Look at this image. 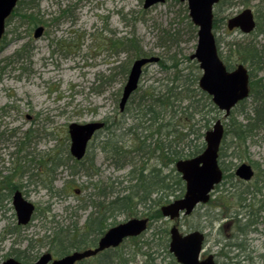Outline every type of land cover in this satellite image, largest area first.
Returning a JSON list of instances; mask_svg holds the SVG:
<instances>
[{"label": "rangeland", "instance_id": "rangeland-1", "mask_svg": "<svg viewBox=\"0 0 264 264\" xmlns=\"http://www.w3.org/2000/svg\"><path fill=\"white\" fill-rule=\"evenodd\" d=\"M32 1L37 5L32 13L38 24L34 26L19 15H11L0 47V196L10 195L0 207V264L17 252L21 256L26 253L31 262L46 252L59 259L62 256L55 254L56 247L52 249L51 243L58 230L56 226L68 230L76 221L82 225L91 211L87 198L98 192L94 186L106 188L105 192L124 193L131 185L128 182L131 170L143 166L147 170L160 168L155 157L140 150L131 152L127 158L131 162L119 170L112 155L101 150L107 132L118 123L124 125L122 144L127 151L132 150L137 143L130 128L143 123L135 118L139 98L152 92V88L162 87L172 75L158 63L148 64L140 77L138 91L131 98L133 102L128 104L126 114L120 112L122 89L130 67L137 59L134 50L122 48L120 41L136 40L148 56L168 58V55H174L181 71L199 68L191 59L197 40L190 38L184 2L165 0L144 9V0ZM220 1L212 12L216 24L213 33L221 59L228 58L234 66L239 63L233 62L235 54L230 52L234 42H256L258 49L264 52V0ZM29 2L17 4V12H25ZM246 8L253 10L255 20L256 16L261 20L258 35L257 31L245 35L239 30L229 32L226 28V21ZM38 26H43L44 32L35 39L34 31ZM163 30L180 35L178 44H174L168 53L158 46V31L162 35ZM199 71L201 75L200 68ZM260 78H264V71L258 73L257 79ZM254 98L252 94L237 104L230 117L245 125L246 114L253 116ZM212 117L214 120L208 130H212L217 119L223 121L224 127L230 122V118L225 119L219 110ZM96 121L108 126L97 132L89 143L83 165L74 166L66 159V164L56 173L42 178L45 184L50 178L54 179L55 189L60 190L63 186L66 189L57 196L51 195L39 183L38 161L47 153L64 155L69 150V124ZM118 133H115L117 139ZM137 133L144 136L154 132L139 130ZM223 140L220 154L224 157L219 161L227 177L211 193L207 204H199L192 214L180 216L174 222L164 219L162 206L184 196V191L180 195L177 191L179 196L170 197L168 203L154 195L151 206L149 203L136 205L128 215L119 213L111 218L105 231L133 218L149 219L147 230L137 239L139 245H143L142 252L136 251L135 242L129 238L123 242L129 264H145V251L150 254L157 251L154 244L160 235H156L154 241L153 232L160 233L165 227L170 230L174 224L182 234L197 230L204 234L202 258L211 254L218 264H264V214L261 220L257 217L255 226L248 224L256 218L254 213L257 214L261 199L256 192V179L264 178V126L254 131L243 144H236L231 136H225ZM201 143L205 141L202 139ZM241 164H249L255 172L248 183L235 175ZM72 171L79 172L72 175ZM163 171L170 173L171 168ZM247 189L251 194L245 203L250 207L237 198ZM15 190L21 191L35 206V214L26 227L16 224L12 202ZM262 191L264 193V185ZM147 214L154 217L153 223ZM78 239L74 237L73 241ZM144 241L151 242L153 248L147 249ZM167 250L158 249L154 255L159 264L168 261V244ZM98 256L80 264H96Z\"/></svg>", "mask_w": 264, "mask_h": 264}, {"label": "trees", "instance_id": "trees-1", "mask_svg": "<svg viewBox=\"0 0 264 264\" xmlns=\"http://www.w3.org/2000/svg\"><path fill=\"white\" fill-rule=\"evenodd\" d=\"M25 1L26 0H20L18 4H24ZM173 1L176 2L179 0ZM35 7H37V5H35L34 1L30 0L25 8L27 9L25 12H17V8H15V14L12 15H19L22 20L26 19L36 26L38 22L34 20V13H32V9ZM184 13H186L185 19L190 38L197 40V28L191 23L186 6L184 7ZM256 18L258 22L253 33L257 31L256 35H258L260 34L259 24L261 20L258 16H256ZM215 27L216 24H214V28ZM162 33L161 35L158 31V46L165 48L168 53L173 49L174 44H178L180 35L179 32L172 33L169 30H163ZM120 45H122L124 49L134 50L135 58L148 56L143 53L142 48L139 47L134 39L120 41ZM217 47L219 50L218 44ZM230 52L235 54L233 62L238 61L240 64H245V66H247L250 74V95L253 94L255 97V107L251 109L253 116L246 114L245 125H242L236 118L230 116V122L225 125L224 138L225 136H231L232 139L237 141L236 144L240 145L245 143L247 138L252 135L254 131L264 126V78L257 79L258 73L264 71V52L258 49L256 42L245 41L242 43H232ZM220 56L222 58V54H220ZM188 58L189 57H187V59ZM223 60L227 69L232 70L233 67H235L232 62L228 61V58ZM158 64L167 74L170 73L172 75L164 85H161L162 87L152 88V92H148V94L145 93L139 98L136 110L138 112L135 118L136 120L137 118L138 120L140 119L143 123H140L142 126L139 125L130 128L135 138V143L137 144L132 150L127 151L125 149L124 144H122V134H124V132L121 133L124 125L118 123L117 126L113 125L107 132V140L101 143V150L106 155H112L114 164L119 170L124 168L125 164L131 162L127 160L131 152L138 153L140 150L144 151V154L149 157H155L156 163L160 165V168L147 170L146 167L143 166L139 169L134 168L131 170V178L128 180L131 185L125 189L124 193L115 194V191L112 192V190L110 192H105L106 188L94 186L98 192L95 195H89L87 198L91 203V211L84 220V223L79 225V221H76L73 228H69L68 230L56 226L58 230L54 232L56 236L53 238L52 242V249L56 247L55 254L64 256L70 253L71 250L85 249L95 245L97 243L96 241L105 233L107 226L111 224L108 222H110L114 215L119 213L128 215L136 205L143 206L149 203V206H151L155 200L153 198L154 195H159L160 201L165 200L168 203L170 202V197H178L184 191V184L181 176L176 173L174 169L175 162L185 157L192 158L203 152L205 143H201V140L211 122L214 120L212 116L214 112L218 111V108L215 107L211 97L198 87L200 79L198 67L195 71L192 68L188 72L181 71L178 65L179 63L176 61L174 55H168V58L159 57ZM131 102L133 101L130 99L129 103ZM240 103H243V101ZM144 124H146V126ZM107 126L108 125H105L104 128H107ZM139 130L152 131L154 133L150 135L145 134L143 136L142 133H137ZM116 132H119L118 139L115 138L117 136L115 134ZM223 157L224 156L221 154L219 155V159ZM66 159L71 161L74 166H81L85 158L80 161L75 160L71 157L69 150H66L64 155L61 153L55 155L47 153L42 160L38 161L41 169L44 171V177L43 173L36 174L40 176L39 183L44 189L48 190L51 195L57 196L66 189L64 186L60 190L55 189L54 179L50 178L48 181L49 183L45 184L42 178L47 179V175L50 176L56 173L59 167L66 164ZM169 167L171 168L170 173L172 175L169 172V174L163 173V169ZM48 170H50V172H48ZM77 172L72 171V175H76ZM223 172H225L224 178H226L227 175L224 169ZM91 174L88 173V175ZM249 194H251V192L247 189L242 191L237 197L240 199V203H244L248 207H250V204L245 202L248 201ZM9 198L10 195L8 194L6 196H0V207L2 206V201ZM135 201H137V204ZM147 216L152 219L151 223H153L154 217H151L149 214H147ZM254 216L256 217L254 220L248 221L250 226H255L257 222V217L259 216L258 209L257 214L255 215L254 213ZM156 235H160V238H156L158 242L154 244L157 251H155L154 254L145 251V264H159L156 260L157 256H154L158 253V249L168 252L169 229L165 227L160 233L157 230L153 232L152 239L154 241ZM140 236L128 239L135 242L137 252H142L141 249L143 247V245H139L137 241ZM74 237H79L78 241H73ZM145 243L147 249L153 248L151 242L144 241L143 244ZM122 245L104 250L102 253L98 254L99 256L96 255L99 257L96 264H129L125 259L127 252L123 250L124 248H122ZM13 256L23 264L32 261L24 252L23 256L18 252ZM163 264L177 263L169 253L168 261H165Z\"/></svg>", "mask_w": 264, "mask_h": 264}, {"label": "water", "instance_id": "water-1", "mask_svg": "<svg viewBox=\"0 0 264 264\" xmlns=\"http://www.w3.org/2000/svg\"><path fill=\"white\" fill-rule=\"evenodd\" d=\"M20 0H0V45L5 34L6 19L13 13ZM187 5L189 17L197 27V46L191 58L197 61L200 67L201 78L198 87L212 97V102L221 112L223 117H228L235 105L249 97L250 75L244 64H239L233 70H228L218 54L215 34L213 33V8L219 0H179ZM165 0H144V9H149L155 4L164 3ZM228 31L238 29L244 34H250L256 27L253 10L243 9L241 13L228 19ZM44 32L43 26H38L34 31L37 39ZM159 57L137 58L130 67L127 81L123 87L119 109L122 112L127 100L133 94L140 82L143 67L157 63ZM104 127L103 122H88L85 124L71 123L68 127L70 139L69 152L72 157L82 160L87 152L88 143L95 133ZM225 134L223 123L216 120L212 130L204 135L205 147L201 154L192 158L178 160L175 168L181 175L185 184L184 196L181 199L165 204L161 208L162 217L175 221L181 215H190L199 204H207L211 192L223 179L218 157L222 139ZM236 176L243 181H249L254 176V170L248 164L237 167ZM13 208L17 217V224L26 226L33 214L35 206L29 202L20 191L15 190L12 196ZM148 218H133L112 226L98 240V245L91 249L71 252L69 255L53 259L52 254L44 253L31 264H75L82 259L90 258L104 250L116 248L123 244L125 239L140 236L147 230ZM168 249L178 264H218L213 255L205 259L200 258L205 241L204 234L197 230L182 234L177 226H172L169 231ZM1 264H23L13 257L7 258ZM221 264V263H220Z\"/></svg>", "mask_w": 264, "mask_h": 264}, {"label": "flooded vegetation", "instance_id": "flooded-vegetation-1", "mask_svg": "<svg viewBox=\"0 0 264 264\" xmlns=\"http://www.w3.org/2000/svg\"><path fill=\"white\" fill-rule=\"evenodd\" d=\"M144 71V70H143ZM138 91V90H137ZM137 91H135L133 94H131V96L129 97V99L127 100L128 102H127V104H126V106H125V108H124V110L122 111V113H124V114H126V109H127V107H128V104H129V100L131 99V97L137 92ZM97 132H99V131H97ZM96 135H97V133L95 134V137H96ZM220 165V168H221V170H222V172H223V168L221 167V164H219ZM37 166H39L38 168H37V171H38V173H44V171H43V169H41V167H40V165H37ZM224 174H225V172H223V178H224ZM33 175V174H32ZM235 175H236V172H235ZM254 175H255V172H254ZM241 181H243L242 179H240ZM251 180V179H250ZM249 180V181H250ZM223 181V180H222ZM221 181V182H222ZM249 181H243V182H249ZM256 182H257V189H256V192H257V194L261 197V199H260V205H259V208H258V213H259V218H260V220H261V215L262 214H264V193H263V185H264V178L262 177V176H259V178H257L256 179ZM18 191V190H17ZM22 195H23V193H22ZM24 196V195H23ZM34 216V215H33ZM33 218V217H32ZM52 223V222H51ZM84 223V222H83ZM82 223V224H83ZM16 224H17V222H16ZM29 224V223H28ZM27 224V225H28ZM18 225V227H26V226H22V225H19V224H17ZM175 225V224H174ZM74 226V225H73ZM71 228V227H70ZM73 228V227H72ZM54 229V228H53ZM108 230H106L105 231V233L107 232ZM104 233V234H105ZM103 234V235H104ZM101 238V237H100ZM99 238V239H100ZM98 239V240H99ZM98 240L96 241L97 243L95 244V245H92L91 246V248H94V247H96L97 245H98ZM53 242V241H52ZM51 242V243H52ZM204 244V243H203ZM32 248H33V246H32ZM90 247H88V248H85V249H89ZM85 249H80V250H85ZM80 250H73L72 252H74V251H80ZM46 253H48V252H46ZM202 253H203V251H202ZM202 253L200 254V258L201 259H205V258H202L201 256H202ZM42 254H44V253H42ZM42 254L38 257V259L42 256ZM67 255H69V253L67 254ZM65 256V255H64ZM209 256V255H208ZM214 258V257H213ZM38 259H36L35 261H33V262H29V263H27V264H31V263H34V262H36ZM54 259V258H53ZM86 259V258H85ZM85 259H82L80 262H76L75 264H80L83 260H85Z\"/></svg>", "mask_w": 264, "mask_h": 264}, {"label": "bare ground", "instance_id": "bare-ground-1", "mask_svg": "<svg viewBox=\"0 0 264 264\" xmlns=\"http://www.w3.org/2000/svg\"><path fill=\"white\" fill-rule=\"evenodd\" d=\"M240 179V178H239Z\"/></svg>", "mask_w": 264, "mask_h": 264}]
</instances>
